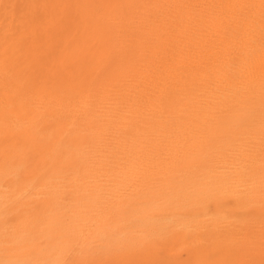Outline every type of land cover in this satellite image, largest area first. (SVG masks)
Masks as SVG:
<instances>
[{"label": "bare ground", "instance_id": "bare-ground-1", "mask_svg": "<svg viewBox=\"0 0 264 264\" xmlns=\"http://www.w3.org/2000/svg\"><path fill=\"white\" fill-rule=\"evenodd\" d=\"M76 15L0 7V264H264V0Z\"/></svg>", "mask_w": 264, "mask_h": 264}, {"label": "rangeland", "instance_id": "rangeland-1", "mask_svg": "<svg viewBox=\"0 0 264 264\" xmlns=\"http://www.w3.org/2000/svg\"><path fill=\"white\" fill-rule=\"evenodd\" d=\"M120 0H1L0 7L6 10H16L27 13V18L36 17L37 28H45L46 32L43 36L50 40L58 41L67 32L65 29L70 26L67 24L73 15L79 9L87 7V9L101 10L104 8H111ZM114 4V5H113ZM63 10V11H62ZM51 11H57L61 14L55 19V23L45 18L46 14ZM77 16V15H76ZM61 18L63 26L56 24L57 20ZM76 20L79 19L77 16ZM42 36V37H43Z\"/></svg>", "mask_w": 264, "mask_h": 264}]
</instances>
